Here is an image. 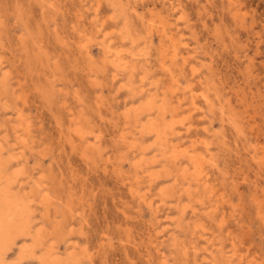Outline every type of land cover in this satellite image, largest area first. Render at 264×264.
Returning <instances> with one entry per match:
<instances>
[{
    "label": "rangeland",
    "instance_id": "obj_1",
    "mask_svg": "<svg viewBox=\"0 0 264 264\" xmlns=\"http://www.w3.org/2000/svg\"><path fill=\"white\" fill-rule=\"evenodd\" d=\"M0 156V264H264V0H0Z\"/></svg>",
    "mask_w": 264,
    "mask_h": 264
},
{
    "label": "bare ground",
    "instance_id": "obj_2",
    "mask_svg": "<svg viewBox=\"0 0 264 264\" xmlns=\"http://www.w3.org/2000/svg\"><path fill=\"white\" fill-rule=\"evenodd\" d=\"M132 10V9H131ZM135 11H136V9H135ZM77 16V15H76ZM131 19H133V18H131ZM130 21V20H129ZM153 22V21H152ZM155 28V27H154ZM131 30V29H130ZM154 32V31H153ZM161 34V33H160ZM129 36H130V34H129ZM163 37V36H162ZM171 39V41H174L175 39L171 36L170 37ZM93 39V38H92ZM132 39V38H131ZM135 39V38H134ZM162 41V40H161ZM133 42V41H132ZM136 43V42H135ZM107 45V44H106ZM174 46V45H173ZM175 47H177V45H175ZM178 48V47H177ZM111 49V48H110ZM123 51V50H122ZM104 52V51H103ZM174 51H172V53H173ZM119 53V52H118ZM122 53V52H121ZM177 53H179V52H177ZM133 54V53H132ZM137 54V53H136ZM175 54V53H174ZM180 54V53H179ZM107 55V54H106ZM110 55V54H109ZM112 55H114V54H112ZM138 55V54H137ZM176 55V54H175ZM116 56V55H115ZM123 56V55H122ZM121 57V56H120ZM124 57V56H123ZM139 57V56H138ZM175 57H173V59H174ZM116 59H117V57H116ZM177 59V58H176ZM175 59V60H176ZM135 60V59H134ZM141 60V59H140ZM117 61V60H116ZM105 62V61H104ZM113 62V61H112ZM127 62V61H126ZM105 63H107V62H105ZM114 65H115V63H114ZM133 65V64H132ZM134 65H136V64H134ZM138 66V65H137ZM132 68V67H131ZM135 68V67H134ZM167 69H169L168 67H166ZM138 69H140V68H138ZM116 70V69H115ZM125 71H127L126 69H125ZM164 71H165V69H164ZM129 72V71H128ZM127 72V73H128ZM117 73H119V72H117ZM121 73V72H120ZM126 73V72H125ZM133 74H134V72H132ZM136 73V72H135ZM135 75V74H134ZM169 75H172V72H171V74H169ZM168 75V76H169ZM133 76V75H132ZM175 76V75H174ZM130 77V76H129ZM148 78V77H147ZM170 78V77H169ZM175 78H176V76H175ZM114 79V78H113ZM134 79V78H133ZM136 80V79H135ZM173 81H174V79H173ZM142 81H140V83H141ZM144 82H146V81H144ZM154 84V83H153ZM130 85V84H129ZM173 85V84H172ZM176 85H177V83H176ZM149 86V85H148ZM148 86H146V87H148ZM159 86V85H158ZM130 87V86H129ZM134 87V86H133ZM156 88V87H155ZM144 90V89H143ZM142 90V91H143ZM156 90V89H155ZM168 90V89H167ZM172 90V89H171ZM132 91V90H131ZM145 91V90H144ZM160 91V90H159ZM164 91V90H163ZM169 91V90H168ZM153 92V91H152ZM167 92V91H166ZM172 92V91H171ZM208 92V91H207ZM139 93V92H138ZM143 93V92H142ZM169 93V92H168ZM168 93H167V95H168ZM173 93V92H172ZM136 94V93H135ZM161 94L162 93H160V96H161ZM164 94V93H163ZM174 94V93H173ZM179 94V93H178ZM156 95H157V93H156ZM159 95V94H158ZM157 95V96H158ZM166 95V94H165ZM170 95V94H169ZM193 95V94H192ZM191 95V96H192ZM136 96V95H135ZM144 97V96H143ZM169 98V97H168ZM172 98V97H171ZM178 98V97H177ZM195 98V97H194ZM194 98H192V101H191V103H190V105L192 106V109H197V106H196V102H195V100H194ZM179 99V98H178ZM205 99V98H204ZM208 99V98H207ZM210 99V98H209ZM147 100H148V98H147ZM169 100V99H168ZM171 100V99H170ZM170 100H169V103H170ZM185 100V99H184ZM172 101V100H171ZM210 102H211V100H210ZM146 103H147V101H146ZM145 103V104H146ZM167 103V102H166ZM207 103H208V101H207ZM206 103V104H207ZM209 104V103H208ZM152 105H153V103H152ZM161 105V104H160ZM169 105V104H168ZM174 105V104H173ZM183 105V104H182ZM145 106V105H144ZM179 106V105H178ZM167 107V106H166ZM169 107V106H168ZM177 107V106H176ZM183 108V107H182ZM201 108V107H200ZM147 109V108H146ZM154 109H156V108H154ZM174 111H176L174 108H172ZM190 109V108H189ZM138 110V109H137ZM167 110H169V109H167ZM180 110V109H179ZM14 111H16V110H14ZM149 111H150V109H149ZM149 111H148V113H149ZM177 111H178V109H177ZM192 111V110H191ZM194 111V110H193ZM140 112H142V111H140ZM166 108H164V106H160V107H158V113H159V115L161 116V117H163L165 114H166ZM146 113V112H145ZM155 113V112H154ZM168 113H170V112H168ZM181 113V112H180ZM18 114H19V112H18ZM23 114V113H22ZM172 114V113H171ZM195 114V113H194ZM204 114V113H203ZM20 115V114H19ZM129 115V114H128ZM152 115V114H151ZM167 115V114H166ZM190 115V114H189ZM17 116V115H16ZM15 116V117H16ZM132 116V115H131ZM141 116V115H140ZM144 116V115H143ZM14 117V118H15ZM137 117V116H136ZM183 117V116H182ZM215 117V116H214ZM138 118V117H137ZM189 118V117H188ZM191 118V117H190ZM216 118V117H215ZM129 119V118H128ZM140 119V118H139ZM142 119V118H141ZM177 119V118H176ZM175 119V120H176ZM21 120V119H20ZM146 120V119H145ZM144 120V121H145ZM165 120H166V117H165ZM174 120V119H173ZM172 120V121H173ZM191 120V119H190ZM18 122H19V120H17ZM158 121H159V119H158ZM158 121L156 122V123H158ZM168 121V120H167ZM166 121V122H167ZM177 121V120H176ZM139 122V121H138ZM181 122V121H180ZM141 123V122H140ZM153 123H154V121H153ZM155 123V124H156ZM159 123H160V121H159ZM165 123V122H164ZM168 123V122H167ZM178 123V122H177ZM176 123V124H177ZM182 123H183V121H182ZM156 125H158V124H156ZM172 126H174L175 127V125H173V123L171 124ZM159 126V125H158ZM172 126H171V128H172ZM145 127H147V126H145ZM153 127H154V125H153ZM160 127V126H159ZM167 127V126H166ZM170 127V126H169ZM140 128V127H139ZM170 128V129H171ZM141 129V128H140ZM163 129V128H162ZM173 129V128H172ZM175 129V128H174ZM16 130V129H15ZM63 130V129H62ZM142 130V129H141ZM164 130V129H163ZM188 130V129H187ZM77 131H79V130H77ZM165 131V130H164ZM179 131V130H178ZM191 131V130H190ZM83 132V131H82ZM140 132V131H139ZM154 132V131H153ZM170 132V131H169ZM189 132V131H188ZM19 133V132H18ZM80 133V132H79ZM149 133V132H148ZM156 133V132H155ZM162 133H164V132H162ZM166 133V132H165ZM172 133V130H171V132H170V134ZM179 133V132H178ZM20 134V133H19ZM68 134V133H67ZM78 134V133H77ZM77 134H75V136L77 135ZM139 134V133H138ZM137 134V135H138ZM147 134V133H146ZM152 134V133H151ZM174 134V133H173ZM176 134V133H175ZM26 135V134H25ZM70 135H71V133H70ZM157 135V134H156ZM73 136V135H72ZM143 136V135H142ZM155 136V135H154ZM167 136H168V134H167ZM85 137H87V136H85ZM144 137V136H143ZM151 137V136H150ZM165 137V136H164ZM170 137V136H169ZM179 137V136H178ZM181 137V136H180ZM73 138V137H72ZM77 138V137H76ZM80 139H82L83 138V135H81L80 137H79ZM154 138V137H153ZM75 138H73V140H74ZM86 139V138H85ZM182 139V138H181ZM72 141V140H71ZM84 141V140H83ZM86 141V140H85ZM152 141V140H151ZM88 142V141H87ZM138 142V141H137ZM160 142V141H159ZM161 143V142H160ZM84 144V143H83ZM135 144V143H134ZM88 145H89V143H88ZM125 145V144H124ZM138 145V144H137ZM165 145H167V143L165 144ZM170 145H172L171 143H170ZM175 145V144H174ZM176 145H179V144H176ZM78 146V145H77ZM139 146V145H138ZM196 146V145H195ZM90 147V146H89ZM152 147V146H151ZM160 147V146H159ZM158 147V148H159ZM172 147H174V146H172ZM138 148V147H137ZM182 148V147H181ZM136 149V148H135ZM145 149V148H144ZM171 149V148H170ZM132 150V149H131ZM161 150V149H160ZM173 150V149H172ZM179 149H177V151H178ZM181 150V149H180ZM140 151H142V150H139V152ZM148 150H146V152H147ZM150 151V150H149ZM186 151V150H185ZM4 152V151H3ZM136 152V151H135ZM160 153V152H159ZM172 153H173V151H172ZM176 153V152H175ZM142 154V153H141ZM167 154V153H166ZM194 154H195V152H194ZM2 155H3V153H2ZM143 155V154H142ZM173 155V154H172ZM177 155H179V154H177ZM185 155V154H184ZM190 155H192V154H190ZM174 156V155H173ZM180 156V155H179ZM181 156H183V154L181 155ZM1 157V156H0ZM176 157V154H175V156H174V158ZM190 157V156H189ZM191 157H193V156H191ZM195 157H197V156H195ZM201 157H202V155H201ZM4 158V157H3ZM162 158V157H161ZM166 158H168L167 156H166ZM187 158H188V156H187ZM165 159V158H164ZM186 159V158H185ZM196 159V160H195ZM174 160V159H173ZM181 160V159H180ZM192 160V158L190 159V160H188V162L189 161H191ZM178 161V160H177ZM193 161V160H192ZM209 161V160H208ZM164 162V161H163ZM176 162V161H175ZM5 163V162H4ZM3 163V164H4ZM142 163V162H141ZM165 163V162H164ZM210 163V162H209ZM214 164V162H211L210 164ZM181 164V163H180ZM204 164V163H203ZM140 165V164H139ZM155 165H157L156 163H155ZM178 165H179V163H178ZM183 165V164H182ZM7 166V165H6ZM174 166V165H173ZM191 166V165H190ZM189 166V167H190ZM216 166V165H215ZM147 167V166H146ZM161 167V166H160ZM214 167V166H213ZM172 168V167H171ZM194 168H195V171H196V173H198V178L197 179H195V182L198 184V183H200V182H202L201 180H202V171H204L203 169H202V163L200 162V160H197V158H194ZM205 168V167H204ZM208 168V167H207ZM194 170V169H193ZM183 171H185V169L183 170ZM194 171V172H195ZM173 172V171H172ZM6 173V172H5ZM182 173H184V172H182ZM186 173V172H185ZM188 173V172H187ZM186 173V174H187ZM191 173V172H190ZM2 174H3V170H2V167H1V160H0V181L2 180ZM194 174V173H193ZM189 175V174H188ZM185 176V175H184ZM208 176V175H207ZM146 177V176H145ZM4 178H5V176H4ZM168 179V178H167ZM191 179V178H190ZM151 180H152V178H151ZM191 181V180H190ZM11 182V181H10ZM180 182V181H179ZM1 183V182H0ZM184 183V182H183ZM193 183V182H192ZM195 183V184H196ZM177 184V183H176ZM180 184V183H179ZM190 184V183H189ZM194 184V183H193ZM206 184V183H205ZM210 184V183H209ZM2 185H3V182H2ZM1 185V186H2ZM14 185V184H13ZM198 185H200V184H198ZM202 185V184H201ZM207 185V184H206ZM6 186V185H5ZM204 186V185H203ZM211 186V185H210ZM199 187V186H198ZM197 188V187H196ZM200 188H198V190H199ZM204 189V188H203ZM189 190V189H188ZM208 190V189H207ZM210 191V190H209ZM12 192V191H11ZM199 192V191H198ZM201 193V192H200ZM3 194V193H2ZM209 195H211L210 193H209ZM3 196V199L0 201V211H1V208H4V209H6V211H4V212H0V229H2V228H9V229H16V231H21V230H24L25 228H24V223H23V221H21V219H19V217H20V214H19V208H18V205L16 204L18 201H16L15 202V200L14 201H12L11 199H10V196H11V194H9V191H5V193H4V195H2ZM180 196V195H179ZM184 196H186V195H184ZM213 196V195H212ZM2 198V197H1ZM177 198V197H176ZM208 198V197H207ZM178 199V198H177ZM208 199H210V198H208ZM139 200V199H138ZM206 200V199H205ZM211 200V199H210ZM141 201V200H140ZM205 202V201H204ZM19 203V202H18ZM20 207V206H19ZM151 207V206H150ZM187 211V210H186ZM161 212V211H160ZM192 212H194V210L192 211ZM159 213V212H158ZM27 214V213H26ZM21 218V217H20ZM224 219V218H223ZM223 222H224V220H223ZM26 223V222H25ZM222 223V222H221ZM29 225H31V224H28V226ZM28 229V228H27ZM30 229V228H29ZM31 230V229H30ZM15 231V230H14ZM5 232V231H4ZM23 232V231H22ZM16 234V233H15ZM23 234V233H22ZM1 235V234H0ZM21 235V234H20ZM1 237V236H0ZM9 237H10V234L9 233H7V234H5L4 235V238L5 239H8L9 240ZM29 238V237H28ZM16 241V240H15ZM236 244V243H235ZM1 245V244H0ZM54 245V244H53ZM38 247V246H37ZM35 249V248H34ZM26 250H29V249H26ZM26 250H23V251H26ZM237 250V249H236ZM192 251H193V255H194V257L196 256V248L195 247H193L192 248ZM27 252V251H26ZM207 252V251H206ZM233 252V251H232ZM4 253V252H3ZM94 253V252H93ZM188 253V252H187ZM208 253V252H207ZM19 254V253H18ZM237 255V254H236ZM238 255H239V253H238ZM210 256V255H209ZM211 256H212V253H211ZM242 256V255H241ZM49 258V257H48ZM235 259H236V257H234ZM56 259V258H55ZM227 259V258H226ZM229 259V261H232V259H233V257H229L228 258ZM242 259V258H241ZM241 259H239V260H241ZM60 260V259H59ZM191 260V259H190ZM211 260H212V258H211ZM40 261V260H39ZM48 261H50V260H48ZM47 261V262H48ZM79 261V260H78ZM192 261V260H191ZM228 261V262H229ZM235 261V260H234ZM242 261V260H241ZM1 262H2V260H1ZM17 262V261H16ZM41 262H42V258H41ZM44 262V261H43ZM42 262V263H43ZM46 262V261H45ZM52 262V261H51ZM50 262V263H51ZM239 262V261H238ZM243 262V261H242ZM49 263V264H50ZM195 263H196V261H195ZM210 263V262H209ZM212 263V262H211ZM15 264V263H14ZM59 264V263H58ZM213 264V263H212ZM231 264H232V262H231ZM238 264V263H237ZM249 264H251L250 263V261H249Z\"/></svg>",
    "mask_w": 264,
    "mask_h": 264
}]
</instances>
